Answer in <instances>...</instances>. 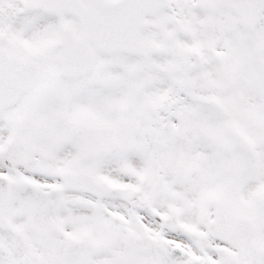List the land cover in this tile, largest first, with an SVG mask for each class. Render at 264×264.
Wrapping results in <instances>:
<instances>
[{
    "label": "snow or ice",
    "instance_id": "snow-or-ice-1",
    "mask_svg": "<svg viewBox=\"0 0 264 264\" xmlns=\"http://www.w3.org/2000/svg\"><path fill=\"white\" fill-rule=\"evenodd\" d=\"M0 264H264V0H0Z\"/></svg>",
    "mask_w": 264,
    "mask_h": 264
}]
</instances>
